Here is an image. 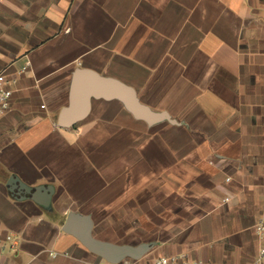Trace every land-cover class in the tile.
I'll return each mask as SVG.
<instances>
[{"label":"crops","instance_id":"1","mask_svg":"<svg viewBox=\"0 0 264 264\" xmlns=\"http://www.w3.org/2000/svg\"><path fill=\"white\" fill-rule=\"evenodd\" d=\"M77 68L122 80L177 122L151 129L101 98L75 129L59 126ZM0 75L13 90L0 116V246L9 232L18 241L0 248L4 264H112L63 223L72 209L96 219L117 207L124 232L152 244L135 264L256 258L264 0H0ZM11 175L54 185L51 207L14 196Z\"/></svg>","mask_w":264,"mask_h":264},{"label":"water","instance_id":"2","mask_svg":"<svg viewBox=\"0 0 264 264\" xmlns=\"http://www.w3.org/2000/svg\"><path fill=\"white\" fill-rule=\"evenodd\" d=\"M119 99L137 118L149 124L168 119L177 122L167 111H155L142 103L136 89L113 77H107L89 68H77L73 75L69 103L58 114V125L70 127L85 119L91 112L93 99ZM8 188L18 198L30 197L40 205L49 208L55 187L52 184L31 186L19 176L11 175ZM94 220L90 214L70 211L63 223V230L76 236L90 251L110 263H120L127 257L140 259L152 246L121 244L103 240L93 234Z\"/></svg>","mask_w":264,"mask_h":264},{"label":"built area","instance_id":"3","mask_svg":"<svg viewBox=\"0 0 264 264\" xmlns=\"http://www.w3.org/2000/svg\"><path fill=\"white\" fill-rule=\"evenodd\" d=\"M12 96H13V90L6 85L3 75H0V116L4 115L10 108V101ZM256 229L261 238V245L259 248L258 255L250 264H263L264 263V218L260 219L257 222ZM6 240L10 241L11 248H15L18 244L17 238H15V233L13 232H9L7 234ZM2 246H5L4 242H2L0 248H3ZM0 264H4L1 259H0ZM112 264H135V263L131 261H124L121 263H112ZM151 264H210V263L200 260H192L185 257L184 255H173V256L158 257L154 259L151 262Z\"/></svg>","mask_w":264,"mask_h":264},{"label":"rangeland","instance_id":"4","mask_svg":"<svg viewBox=\"0 0 264 264\" xmlns=\"http://www.w3.org/2000/svg\"><path fill=\"white\" fill-rule=\"evenodd\" d=\"M121 103L123 104V107L126 108L125 104L122 101H121ZM146 123L150 126L151 129H153V125L156 124V123L149 124L148 122H146ZM77 125H79V123L72 126V127L75 129V126H77ZM118 188L120 190V187H118ZM116 192H119V191H116ZM66 205H68V203H66ZM70 206H76V204L71 202ZM115 209H116L114 212L115 216L113 218H104V217L103 218L102 217H96V219L93 218L95 225H96L94 230H93V234L96 237L102 236L108 241L114 240L112 242L121 243V244L139 245L141 243H146V241L145 242H138V240H136V239H138L139 235H137L136 233L130 232V234H129L127 232L126 233L124 232L125 226H123V224L126 223V225H128L129 219H122L121 218V215H122L121 209L118 207ZM72 210L77 211V212H82V211L76 210V209H72ZM82 213L89 214V212H82ZM135 237H137V238H135ZM148 237H150V236H148V235L140 236L141 239L148 238ZM131 240L132 241L134 240V242H131ZM4 243H5L6 248H7V253L13 252L12 248L10 246V241H8V240H6V238H4ZM135 260H137V259L132 258V257H127L121 262H124V261L133 262Z\"/></svg>","mask_w":264,"mask_h":264}]
</instances>
